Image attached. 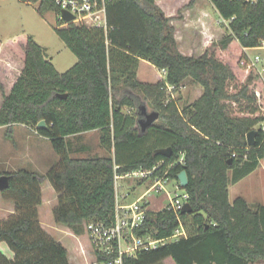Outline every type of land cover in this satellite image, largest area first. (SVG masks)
I'll return each mask as SVG.
<instances>
[{"label":"trees","instance_id":"trees-1","mask_svg":"<svg viewBox=\"0 0 264 264\" xmlns=\"http://www.w3.org/2000/svg\"><path fill=\"white\" fill-rule=\"evenodd\" d=\"M20 1L37 4L40 16L58 15L55 31L78 61L60 73L32 36L18 45L0 41V126L7 127L14 144L13 126L31 127L59 157L46 174L0 172L11 177L1 197L15 206L0 221V244L13 257L0 250V264H71L67 248L40 222L46 182L58 196L55 223L79 236L88 222L111 224L116 174L148 170L160 161L165 162L162 173L177 162L170 176L178 184L179 174L186 171L192 212L152 213L138 233L166 239L180 219L187 238L125 257L124 264H163L167 259L175 264H264V205L229 198L230 186L251 175L264 159V79L241 64L246 48L264 43V0H210L229 22L228 34L210 42L199 57L179 51L174 18L156 0H107V30L64 26L54 0ZM141 60L165 70V81L141 82ZM187 79L203 88L201 97L183 109L177 99L166 103V83L177 91ZM142 100L159 113L146 132L138 125ZM41 121L46 128H38ZM96 130L103 133L101 145L115 150V158H73L69 138ZM252 131H257L254 147L247 140ZM164 148L172 149L170 158L156 154ZM182 154L184 164H178Z\"/></svg>","mask_w":264,"mask_h":264},{"label":"rangeland","instance_id":"rangeland-1","mask_svg":"<svg viewBox=\"0 0 264 264\" xmlns=\"http://www.w3.org/2000/svg\"><path fill=\"white\" fill-rule=\"evenodd\" d=\"M190 1L191 0H156V3L162 8L166 16L175 18L173 20H182L183 13L188 12V16L193 17L196 24H198L196 26L193 25V20L190 19L192 22L191 26L194 29L195 27L202 29L207 26L209 30L213 31L214 29L216 31L220 26L226 28L223 23H219L218 14L210 0H193L194 4L191 6L189 5ZM37 7V4L22 3L20 0H0V41L2 44L7 43L18 45L24 44L27 37L32 36L34 40L46 50L49 59H51L57 71L65 73L76 64L78 59L55 31V27L60 23L58 21V15L55 12H49L45 16H40ZM190 8L193 9L190 10ZM201 20H203L205 25L202 24ZM177 27L179 38V43L177 42L178 49L180 51V48H182L186 52H189L188 49L192 48V43L195 44L197 42L194 38L197 39V36H200L198 33H195V31L197 32L199 29L189 30L188 27L185 28L179 24ZM219 40L221 39H214L211 42ZM200 53L201 51L197 50L193 55L198 56ZM248 54L251 57L259 55L264 62V49L254 48L249 50ZM159 77L161 78V73L158 72L155 67L148 64L141 65L140 79L142 81L155 82ZM195 85L198 86L194 83H188L186 86L181 87L174 92L180 109H183L197 100L198 94H196ZM230 90L231 92H235L233 86H231ZM143 104H146L148 112L154 111L148 102L142 100V105ZM233 107L236 113H242L238 106L233 105ZM124 112L127 114H134V111L129 108H125ZM98 132L100 135L95 133L91 135L70 137L71 156L73 158H94L99 156H111L115 158L114 149L108 152V150L101 145L99 139L103 133L100 131ZM6 135L7 134L5 133V136ZM48 147H50L49 144ZM39 148L44 151L45 145L39 146ZM51 150L53 152L52 154L58 156L53 149ZM23 161L25 160L19 161L21 165H24ZM19 162H12L7 172L11 173L13 172V169H18L20 166ZM25 169L31 171V168L28 166ZM229 176H232L231 171L229 172ZM250 176L243 182L230 186V201L241 196L248 197V202L252 204V206L257 204L264 205V161L262 162V168ZM48 183L49 182H46L42 187L43 203L39 207V214L41 215L42 223L45 227H52L54 226L53 210L58 205V196L55 191L54 193L51 191L52 189L49 187ZM118 183L120 185V196L123 194H129L125 203H132L147 191V187L138 185L136 180H125L119 181ZM134 188L136 189L135 191ZM166 193H170L171 196H174V194L177 193L183 197L186 194V191L183 188H176V181H171L166 187ZM147 200L150 202V207L153 209H160L169 202L164 193H161L160 195L152 193ZM10 203L11 202L4 200L0 194V221L7 219L15 212ZM56 226L60 231H56V233L54 232L55 237L59 234L61 237L60 240L68 246L70 252L74 253L75 259H73V264H86L85 260L87 259H89V263L87 264H94L93 256L90 254L88 236L85 229L83 234L78 236L73 232L66 231L61 227L62 225L59 226L56 224ZM0 250L5 254L6 252L11 254V251L5 243L0 244ZM163 264H175V262L172 259H167Z\"/></svg>","mask_w":264,"mask_h":264},{"label":"built area","instance_id":"built-area-1","mask_svg":"<svg viewBox=\"0 0 264 264\" xmlns=\"http://www.w3.org/2000/svg\"><path fill=\"white\" fill-rule=\"evenodd\" d=\"M239 1V0H237ZM254 2L255 0H247ZM60 12V19L64 22V26L75 24L87 27L104 28L107 30V15L106 2L107 0H54ZM62 12H66L74 19L66 22L62 16ZM264 49V43L259 47ZM248 48L245 49V57L241 64L248 69H255L261 75L264 74V62L262 57L256 55L249 56ZM167 72L161 70L160 81H165ZM166 89L169 93V98L166 103L175 100V86L166 83ZM264 131V123L261 125ZM235 157V155H233ZM164 161H160L151 169L140 168L126 174L115 175V190H116V206L111 224L103 222L91 221L85 224V231L88 236L90 254L93 256L94 264H124V258H135L139 252L157 249L158 247L178 242L182 238H187V232L184 229L182 222L179 221V228L175 230L172 236L166 239L156 240L150 234H139L148 216L156 214L159 211H181L182 207L188 203L189 196L186 193L183 197L177 193L171 196L166 193V187L171 181L170 168L175 164L172 163L163 173L160 171L164 166ZM178 164H184V155L178 158ZM161 172V174H158ZM136 180L138 185L147 187V191L132 203H125L129 194H119V181ZM176 188H182L176 181ZM136 189L134 188V191ZM152 193L160 195L164 193L167 197V205L160 209L150 207V202L147 200ZM126 200V201H125ZM113 259L99 261V256Z\"/></svg>","mask_w":264,"mask_h":264},{"label":"crops","instance_id":"crops-1","mask_svg":"<svg viewBox=\"0 0 264 264\" xmlns=\"http://www.w3.org/2000/svg\"><path fill=\"white\" fill-rule=\"evenodd\" d=\"M193 8H190V10L193 9ZM215 10H216V12L218 14V17H219V23H221V24L223 23L224 26H226V28H223V27L220 26L219 29L216 30V31L214 29H213V31L209 30L207 28V26L202 28L203 30L201 28H196V27L194 29L191 26L192 25L191 20H193V23H194L193 25L196 26L198 24H196V22L193 19V17H191V16L189 17L188 16V12L183 13V19L182 20H178V21L177 20H173L172 24L174 25V27L176 29L175 38H176V41L178 43H179L178 27H177L178 24L181 25L182 27H185V28L188 27L189 30H198L199 29L197 32L195 31V33H198L200 35V36H197V39L194 38L195 40H197V42L195 44L192 43V48L188 49L189 52H186L184 49L180 48V51H181L182 54H184L185 56L199 57L202 54L203 50L207 47V45L212 40H214V39H223L225 36H227V34H228L227 29H228L229 22L224 20L220 16V14L218 13L216 8H215ZM209 16H210V14H209ZM167 17H169V16H167ZM201 22H202L203 25H205V23H203V20H201ZM226 23H228V24H226ZM197 48H199V49H197ZM197 50L201 51V53L198 56L193 55L194 52L197 51ZM249 50H251V49H248V51ZM248 51H247V53H248ZM48 59H49V57H48ZM49 60L51 61V59H49ZM142 64L152 65V64H150L149 62H147L145 60H141L140 61V65H139V69H138V79L141 82H143V83H149V84L158 83L159 80L162 77L161 78L159 77V79H157V81H155V82H147V81H142L140 79V67H141ZM153 67H155V66H153ZM155 69L158 70V72L161 73V70H159L156 67H155ZM262 77L264 79V74H262ZM188 83H194V82L191 79H187L185 81L184 85L186 86ZM194 84H196V83H194ZM194 87H196V94H198L197 99H199L201 97V95L203 94V92H202L203 88L200 85H198V86L195 85ZM5 133L7 134V127L0 126V136H1L0 137V166H1L0 170H2L0 172H3V171L7 172L8 168L11 166V163L14 162V161H18L19 162L21 160H25V161H23L24 165H21L20 162H19V164H20L19 168L18 169H13V172L21 170V169L26 170L25 168L28 166L29 168H31L32 172H37V173H40V174H46L59 161L58 156L52 154L53 152H52L51 149H53V148H52V145H51L50 141L48 139H46V138H43V137L37 135V133L31 127H28V126H25V125H21V124L13 126L12 136H13V138L15 140V144L7 136H5ZM95 133L100 135L98 131H91V132L84 133L82 135H91V134H95ZM99 141H100V139H99ZM11 142H12V144H11ZM47 143L50 145V147H48ZM42 145H45L44 151L41 148H39V146H42ZM10 147H12V148H10ZM263 161H264V159L261 160L260 166H259V168L257 170L262 168V162ZM256 171H254L252 174H255ZM246 178L242 179L237 184L243 182ZM48 184H49V187L52 189L51 191L54 193L53 187L50 185V183H48ZM234 185H236V184H234ZM229 196H230V190H229ZM239 197H241V196H239ZM236 198H238V197H236ZM243 198H245L248 201V197L247 198L243 197ZM233 201H231V202H233ZM8 202H11L10 203L11 207H13L14 211H15V206L13 205L14 203L12 201H8ZM40 222L42 224V227L56 241L62 243L67 248V250L69 252L70 263L73 264V259H75L74 253L70 252V250L68 249V246L62 240H60L61 237H60L59 234L57 235V237H55L56 231L57 232L60 231L57 228L55 221L53 223L54 226L45 227V225L42 223L43 221H42L41 215H40ZM59 226H61V225H59ZM61 227H63L66 231L72 232L69 228H67L65 226H61ZM6 255L8 257H10V258L13 257V253L12 252H11V254H9V252H6ZM93 261H94V259H93ZM85 262H86V264L89 263V259L85 260Z\"/></svg>","mask_w":264,"mask_h":264},{"label":"water","instance_id":"water-1","mask_svg":"<svg viewBox=\"0 0 264 264\" xmlns=\"http://www.w3.org/2000/svg\"><path fill=\"white\" fill-rule=\"evenodd\" d=\"M62 16L66 22H70L74 19V17H72L66 12H62ZM139 110H140V114H139L140 119L138 120V125H141L142 130L145 132L148 128L153 126L155 122L159 119V113L155 111L148 112V108L146 104L141 105L139 107ZM38 128H46V121H41L38 124ZM256 135H257V131H252L248 134L247 140H248V145L250 147L255 146ZM172 153L173 152L171 148H164L156 151L157 155H161L166 158H170L172 156ZM10 181H11V177L9 175L0 176V192H3L10 187ZM178 181L183 189H185L188 186L189 179L186 171H183L181 174H179ZM191 212H192V207L189 203H186L181 209V214H188Z\"/></svg>","mask_w":264,"mask_h":264}]
</instances>
